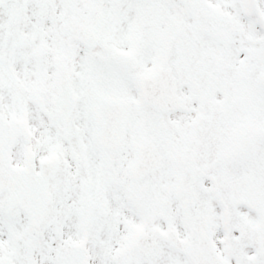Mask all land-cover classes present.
<instances>
[{"label":"snow or ice","instance_id":"snow-or-ice-1","mask_svg":"<svg viewBox=\"0 0 264 264\" xmlns=\"http://www.w3.org/2000/svg\"><path fill=\"white\" fill-rule=\"evenodd\" d=\"M0 264H264V0H0Z\"/></svg>","mask_w":264,"mask_h":264}]
</instances>
